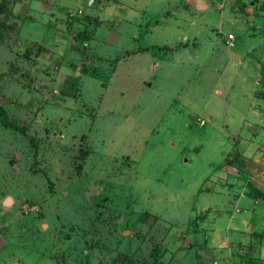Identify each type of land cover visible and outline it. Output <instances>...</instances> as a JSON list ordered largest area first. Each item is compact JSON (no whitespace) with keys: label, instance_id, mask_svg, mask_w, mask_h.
Instances as JSON below:
<instances>
[{"label":"rangeland","instance_id":"obj_1","mask_svg":"<svg viewBox=\"0 0 264 264\" xmlns=\"http://www.w3.org/2000/svg\"><path fill=\"white\" fill-rule=\"evenodd\" d=\"M89 2L0 0V264H210V173L264 154V0Z\"/></svg>","mask_w":264,"mask_h":264},{"label":"crops","instance_id":"obj_2","mask_svg":"<svg viewBox=\"0 0 264 264\" xmlns=\"http://www.w3.org/2000/svg\"><path fill=\"white\" fill-rule=\"evenodd\" d=\"M232 142L228 157L233 161L225 162L224 167L216 165L207 183L216 186L215 192L237 190L236 208L224 215L211 214L202 222L206 226L204 243L209 242L215 255L210 264H264V154L247 140ZM222 184L229 185L228 189H221ZM194 243L199 244L198 240ZM192 264L209 263L197 259Z\"/></svg>","mask_w":264,"mask_h":264},{"label":"trees","instance_id":"obj_3","mask_svg":"<svg viewBox=\"0 0 264 264\" xmlns=\"http://www.w3.org/2000/svg\"><path fill=\"white\" fill-rule=\"evenodd\" d=\"M4 125L5 126H8V127H11V128H14V129H18L20 127H18L17 125L11 123L9 120H4Z\"/></svg>","mask_w":264,"mask_h":264},{"label":"water","instance_id":"obj_4","mask_svg":"<svg viewBox=\"0 0 264 264\" xmlns=\"http://www.w3.org/2000/svg\"><path fill=\"white\" fill-rule=\"evenodd\" d=\"M92 0H90V2H91ZM90 2H89V4H90ZM251 3H253V1L251 2ZM150 85V84H149ZM105 199H107V197H105L103 200H105ZM4 204H9V200H8V197L4 200ZM126 233H129V230H125L124 232H123V234H126Z\"/></svg>","mask_w":264,"mask_h":264}]
</instances>
